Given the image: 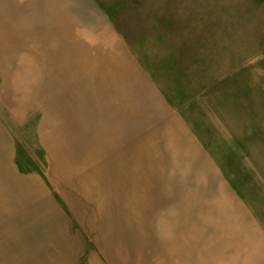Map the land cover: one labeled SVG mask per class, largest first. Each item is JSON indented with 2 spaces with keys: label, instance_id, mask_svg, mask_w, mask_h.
I'll use <instances>...</instances> for the list:
<instances>
[{
  "label": "rangeland",
  "instance_id": "obj_1",
  "mask_svg": "<svg viewBox=\"0 0 264 264\" xmlns=\"http://www.w3.org/2000/svg\"><path fill=\"white\" fill-rule=\"evenodd\" d=\"M91 1L0 57V205L9 146L40 145L86 242L0 228V264H264V0Z\"/></svg>",
  "mask_w": 264,
  "mask_h": 264
},
{
  "label": "crops",
  "instance_id": "obj_2",
  "mask_svg": "<svg viewBox=\"0 0 264 264\" xmlns=\"http://www.w3.org/2000/svg\"><path fill=\"white\" fill-rule=\"evenodd\" d=\"M70 1L62 6V0H0V57L24 55V53H14V49H17L15 42H21L23 46L30 40L45 42L56 39L63 23L61 10L79 8V0ZM250 125L247 123L244 135L246 137L252 135ZM233 129L231 128L230 136L237 146L241 142L238 137L243 135L238 131L234 132ZM28 148L25 144L13 148L9 146L10 167L13 172L11 177L4 180L6 188L3 196L7 201L5 205L1 203L3 205H0V208H4V211L6 209L8 216L5 224H0V228H38L37 234H32V238L39 249L83 248L85 237L84 239L81 237V240L73 238L70 228H84L79 219L85 214L79 213L69 204L70 193L66 190L62 191L55 179L49 177L46 181L44 177L39 176L41 166L36 160L42 152L44 159L43 147L40 148L39 145L35 150ZM240 150L247 154L246 161L249 167L261 169L260 178L264 182V157L263 161L253 160L250 164V153L254 150L264 152V148L262 150L259 144L252 145L247 141L245 144L241 142ZM29 151H33V157L30 156ZM60 183L63 184L61 181ZM73 239L77 243L70 246V243L66 246L63 244ZM24 240L26 241V238ZM52 240L56 244H53ZM29 241L32 243L31 240ZM53 259L55 260L53 264H63L62 262L80 264V261L77 262L74 257L66 258L64 261L60 257Z\"/></svg>",
  "mask_w": 264,
  "mask_h": 264
}]
</instances>
